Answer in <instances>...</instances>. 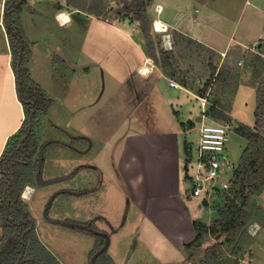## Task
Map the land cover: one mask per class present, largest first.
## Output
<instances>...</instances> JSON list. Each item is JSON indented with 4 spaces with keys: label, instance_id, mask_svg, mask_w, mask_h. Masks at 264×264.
<instances>
[{
    "label": "crops",
    "instance_id": "crops-1",
    "mask_svg": "<svg viewBox=\"0 0 264 264\" xmlns=\"http://www.w3.org/2000/svg\"><path fill=\"white\" fill-rule=\"evenodd\" d=\"M185 1L189 2L191 0ZM159 4L163 7L161 19L168 26L167 31L163 32L168 34L167 36H169L171 41V35L176 33L177 36H180L189 43L204 45L212 49L215 56L218 55L220 57L218 64L221 60V52H227L226 58L223 59V65H218L214 60L215 66H212L214 64L212 63L213 58L210 63L212 66L211 73L215 70L217 74L223 66V77L225 78L223 83L225 84L226 90L228 91L229 88L230 92L234 88L231 109L227 110L222 104L223 102L221 100L218 101V99L208 103L211 93L210 86L207 87V85L203 86L200 84L199 88H196V83L185 81L178 76L181 73L182 67L174 58L177 56H175V52L178 45L175 41H172L173 48L163 46L161 49L163 50V56L158 57L154 51L155 44L150 42L151 47H148L141 34L135 33L133 29L128 30L129 33L124 34L122 32V26L118 24L122 29L117 30L119 34H114L109 37L104 36V39L113 40L115 42L114 50L118 51L117 48H119L121 51L123 47V34L125 35L126 46L140 54L137 62H134L133 69L130 70L128 66H117L119 67V75H114L117 69H106L98 66L92 57L93 54L91 53L92 55L89 56L83 48H80L78 55H74L71 51H68V46H58L56 49L59 52L64 53L68 51L67 57H65L73 66V72L75 71L74 80H70L71 98L69 100V110L71 109L72 111L69 113L72 115L73 120L71 125H67L68 136L70 138L72 136V140L69 143L73 145L76 142L79 143L80 140L81 142H86L87 137L100 139L102 147L99 151V158L103 160V163L92 166V152L85 157L84 150L81 149L82 152H80L77 146L75 149V147H70L68 145L69 143H66L69 158L67 160L68 163H65L67 161L64 162L57 157V154L62 151H56L57 156L55 155L56 159L52 161L51 176H49L48 171L50 169H46V163L43 170L44 178L51 180V184L46 186L33 183L26 185L24 189L25 194L22 195V199L29 205L30 210H32V200L38 190L47 192L54 191L57 195L67 194L68 196H74V199L75 196L81 194L83 200L89 199L91 201V193L95 189L90 186V177L92 176L90 169L93 168L100 175L101 183L105 187L104 192H107L108 185H111V189L127 196L125 198L129 200L130 207L132 206L134 217L141 218L142 223L147 224L146 228L152 232L157 231L165 242L170 243L172 247L174 246L180 252H186L185 257L188 255L190 258L192 252L187 249L186 244L194 240L199 232L195 223L200 222L205 225H211L218 217L217 208L210 206L204 195L197 196L192 193V183L189 177L190 172H188V163L190 162L191 150L193 148L192 141L188 138L190 131H192L191 128L194 125L192 120L194 118L202 123L204 118L214 120L206 114V111L210 106L218 104L223 106L224 111L229 114L235 124L242 122L236 116V110L233 104L236 103L241 93L248 97L249 91L246 86L253 88L256 85L257 90L258 83L264 77V72L261 76H256L253 65L248 64L252 62L250 60H253L255 53L244 50L243 48L248 43L259 41L260 38H263L264 17H250L241 32L239 30V19H236L232 23V30L224 35L223 41L218 37H208V39H205L202 30L210 27L207 25L206 17H203L200 23H198L197 19L191 18L195 13H199L197 8L191 13H188L187 11H182L181 7H177L175 10L177 15L174 17L170 15L163 16L167 7L162 3ZM182 4L184 5V3ZM250 6L249 0H245L242 12ZM253 9L258 10V7H254ZM61 11L67 10L59 9V11H54V17L59 23L58 25L60 27L70 25L74 21V18L71 15L69 22L62 23L63 21H60L57 17ZM261 11L264 14V9H261ZM3 13L4 10L1 8L0 40L2 46L4 48L6 47V51L0 52L4 54L0 55V58L2 57L6 60L4 64L8 68V73L5 75L0 74V101L3 104V98L5 97L4 87L9 82H11L12 87L8 91L12 89L13 97L11 101H7V106L10 105L7 108L1 107L0 104V156L9 138L19 130L24 119V112L22 114L23 105L18 98L15 75L13 68L10 66L12 55L3 21ZM253 15L255 17L257 16L255 12H253ZM27 35L34 45L32 47L33 53L28 63L31 76L46 91L44 84L46 81L39 77L40 74H44L45 70L42 69V72H38L32 60L34 51L38 47L36 43L41 40L33 39L29 32H27ZM217 42H221V44ZM38 43L40 45V42ZM259 48L264 50V42L259 45ZM52 52L47 48L44 59H51L53 56ZM54 55L57 58L59 56L55 52ZM150 59L151 62L148 63L147 61ZM239 60L243 61L242 65L238 64ZM146 65L149 67L148 72L144 71V66ZM99 69L101 71L100 78L96 80L95 75ZM122 76L124 79H122ZM91 78L92 82L90 84L78 83ZM93 80L96 81L93 82ZM171 80L176 81L177 86H172L170 84ZM79 87L86 88V93L76 98L74 91L76 89L78 91L83 89ZM194 89H197L198 92H194ZM89 91L90 97L88 98V102H86L83 98L88 95ZM181 91L195 96L200 100L202 107L201 114H198L195 110L192 100L183 96ZM204 97L207 98L205 102L201 99ZM82 99L83 101L81 102ZM75 103L79 106L78 108L75 107ZM53 104H55L54 98H52V104L48 112L41 116L43 119L40 117V120L42 119L43 122V129L40 133V137L42 138L41 143H46L50 147L53 140L49 139L48 130L51 129L53 131V126L60 129L58 120L51 119L49 121L50 117H48V114L52 116L53 111H55L52 107ZM12 105L16 108V111L17 105L19 106L21 116L19 118L16 117L12 127H8L10 126L11 120H13ZM160 108L165 115L160 113ZM167 117L169 119H166ZM6 118H8V121L4 122ZM187 119L190 122L188 125V122L186 123ZM165 120L170 121L168 125H166ZM92 125L99 129L96 135L97 137L90 136L89 134L92 130ZM82 135H87V137ZM87 142L85 144H88ZM105 147H109V149L106 150ZM70 148H73L75 151V156L72 155L74 152ZM102 153L105 154V158ZM65 182L70 184L68 189H60L59 187L65 184ZM88 183L89 185H87ZM83 187L85 188L83 189ZM103 198L105 199L104 195ZM75 200L77 201L74 203L77 205L80 200ZM81 202L83 203V201ZM210 209L215 210V218L213 213L206 212ZM206 216H208V221L204 219ZM141 227V232L146 236V233L149 232L143 229V226ZM36 230L40 240L46 247L51 250L61 263L66 264L58 252L52 251L53 248L51 245L43 239L37 225ZM135 231L137 232V230ZM208 234L217 235L205 232L200 240L201 245L207 239L206 235ZM146 240L149 241L148 238ZM214 243H211V245H217ZM211 245L202 246L204 256L200 258L203 255L202 251H200L198 252V258L204 260L206 250ZM113 250L114 245L111 236L109 253L116 264H120L116 260Z\"/></svg>",
    "mask_w": 264,
    "mask_h": 264
},
{
    "label": "rangeland",
    "instance_id": "rangeland-1",
    "mask_svg": "<svg viewBox=\"0 0 264 264\" xmlns=\"http://www.w3.org/2000/svg\"><path fill=\"white\" fill-rule=\"evenodd\" d=\"M70 1H76L78 6H81L82 4L85 8L99 2V0ZM68 2V0H28L24 6V11L22 12L23 15L21 14L22 18L25 19V21L22 19L25 30L29 32L33 39L41 40L36 43L38 47L34 51L32 59L34 61L33 65L37 67L38 72H42V69L45 70L44 74H40L39 77L46 81L44 83L46 92L50 97L54 98L55 102L52 106L55 111H53L52 116L48 114V117H50L49 121L51 119H56L60 126V129L53 126V131H51V129L48 130L49 139L53 140L51 147L46 145L47 147L45 148V163L46 169H50L48 170L49 176H51L52 161L56 159L57 155V157L64 162L69 159L66 143H69L72 140V136L71 138L68 136L67 125H71L73 120L72 115L69 113L72 111L71 109L69 110V100L71 98L70 80H74L75 77L73 66L63 58L59 56L57 58L56 55H54L53 47L57 48L62 45L65 47L68 46V51H71L74 55H78L80 53V48H83L89 56L93 54L92 57L98 66L106 69H117L114 72V75H119V67L117 66H128L130 67V70L133 69L134 62H137L140 54L134 52V50L132 51L126 46L125 35L122 34L123 47L121 51L117 47L118 51H115V42L110 39H104V36L109 37L114 34H119V31L117 30L121 29L118 25L120 24L123 29L121 30L124 34L129 33L128 30L133 29L135 33L143 36L148 47H151L150 42L155 44L156 47L154 51L156 55L162 57L163 50L161 49L163 46L165 47L164 39L168 34H166V32L155 30L154 21L156 19H161L163 12V7L159 3H162L167 7L163 16L170 15L174 17L177 15V13H175L177 7H181L182 11H187L188 13H191L197 8L199 13H195L191 18L197 19L198 23H200V20L203 17H206L207 25L210 27L202 30L205 39H208V37H218L223 41L224 35L232 30V23H234L236 19H239V30L241 32L243 26L248 23L250 17H264V14H262L263 11H261V9H264V0H249L251 6L246 8L243 12L242 9L245 0H191L189 2H186L185 0H151L147 7V20H141L139 16L127 12L124 3L118 0L105 1L108 4L107 6L109 10L107 14L100 17L78 9L75 5L69 4L70 2ZM182 3H184V5ZM4 4L5 0H0V11L1 8L4 10ZM159 6L162 7V12L161 10L158 11ZM254 7H258V10L253 9ZM59 9H65L67 10L66 12L69 11L71 13L68 12L70 16L72 15L74 21L70 25L65 27H60L58 25L59 23L54 17V11H59ZM253 12L257 14L256 17L253 15ZM145 35L147 36L145 37ZM171 39L173 42L175 41L178 43L175 52V56H177L174 57L182 67L181 73H179L178 76L185 81L196 83V88H199L200 84L203 86L207 85V87L210 86L211 93L209 95L208 103L218 99V101L221 100L223 102L222 104L227 110H230L234 88L230 90V92L228 88L227 91L225 84L223 83L225 81L223 75L216 78L215 70H213L214 74L213 72L211 73V67L215 66V61L218 64L220 57L218 55L215 56L212 49L204 45H197L196 43L192 44V42L189 43L188 41L183 40L180 36H177L176 33L171 35ZM260 41L261 43L264 42L261 38ZM38 42H40V45ZM217 43L221 44V42ZM47 48L53 51L51 59H44ZM245 48L246 47L243 49L250 51ZM4 51H6V47L4 48L2 46L0 40V52ZM68 51L64 53L62 52L63 55L67 57ZM260 52L263 53L261 56H264V50H261ZM0 55L4 54L0 53ZM211 59L213 60L212 63H214L212 66L210 63ZM223 59L224 57L221 55V60L219 62L220 65H223ZM5 61L4 58H0V74L2 73L3 75L8 73V68L6 64H4ZM10 66L12 68L11 63ZM100 73L101 71L99 69L95 75L96 80L100 78ZM122 79H124L123 76ZM96 80H93V82ZM261 81H263L264 88V77ZM91 82L92 78L78 83L90 84ZM259 86L260 84L258 83L257 90L256 85L253 86V88L246 86L249 91L248 97L241 93L240 96H238L236 103L233 104L236 110V112L234 111L236 116L243 123L251 127L256 126L257 118L255 113L259 104ZM11 87V82L5 85V97L3 98V104L0 101L1 107L7 108L10 106H7V101H11L13 97L12 89L8 91ZM193 91L198 92L197 89H194ZM74 92V96L78 98L79 95H84L86 93V88L80 89V91L76 89ZM89 93L90 91L88 92V95L83 98L86 102H88V98L90 97ZM262 93L264 94V89H262ZM181 94L186 98L191 99L195 110L198 114H201L202 107L200 100L195 96L186 94L184 91H181ZM75 107H79L77 103H75ZM11 108L13 110V120H11L10 126L8 127H12L16 117L19 118L21 116L18 105L17 111L13 105ZM23 110L24 109L22 108V114L24 112ZM160 113L164 114L161 111V108ZM262 118L264 125V117ZM42 119L38 126L40 142H42V138L40 137V133L43 129ZM166 119L169 118L167 117ZM7 121L8 118L4 120V122ZM192 121L194 125L191 128L192 131H190L188 138L192 141L193 148L191 154L193 158H195L202 122H199L194 118ZM215 121L222 122L221 120ZM169 122L170 121L165 120L166 125H168ZM203 122L214 123V120L204 118ZM186 123L187 125L190 123L188 119L186 120ZM91 129L92 130L89 133L90 136L97 137L96 135L99 132V129L94 126L91 127ZM82 136L87 137V135ZM86 139L88 144H85L86 142H81L80 140L79 143L76 142V144L73 145H70L69 143L68 145L70 147H75V149L77 146L80 152L84 150L85 157L92 152V166H97L98 164L103 163V160H100L99 158V151L102 147L100 139H94L93 137H87ZM246 144L247 140L244 137L238 134L235 130L231 132V139L227 146V153L232 163L237 164L240 161ZM105 148L106 150L109 149V147ZM70 149L73 150V148ZM56 151L62 152L56 155ZM73 152L74 154L72 155L75 156V151L73 150ZM102 155L105 158V154L102 153ZM65 163H68V161ZM188 167V172L192 173L194 171V165L189 162ZM231 170L232 169H228V172L222 173L221 177L223 176V179H227L231 174ZM90 172L92 174L90 177V186L95 188L94 192L91 193V201L89 199L83 200L80 194L79 196H75V199L80 200L79 203L75 205L74 202L77 200L74 199V196H68L67 194L57 195L54 191L47 192L44 190H38L36 196L32 200L31 213L36 218L41 236L51 245L53 248L52 251L58 252L66 264H89V254L94 246L95 238L89 234L78 232L62 224H58L52 221L54 219H71L83 222L92 221L96 223L101 230L108 231L113 238V254L120 264H204L203 259H200L204 256L202 246L205 247L208 244L211 245L213 242H215L214 244L219 245V248L223 252V257L218 264H264V191L261 195L254 196L253 198L254 215L253 220L247 229L251 238L242 249L235 252L233 246L224 243V235L208 234L206 235L207 239L201 245L199 250V252L202 251L203 255L200 258H198L199 254L195 257L190 256L189 258L188 255L185 257L186 252H180L174 246L172 247L170 243L165 242L157 231L152 232L150 229L146 228L147 224L142 223L141 218L137 216L134 217L132 206L130 207L129 200L125 198L127 196L111 189V185H108L107 192H104L105 187L101 183L99 173L93 168L90 169ZM87 185H89V183ZM68 186H70V184L65 182V184H62L59 188L66 190L68 189ZM84 188L85 187H83V189ZM223 194L218 191L214 193L209 199H207L209 205L217 208L223 204L224 199L220 196ZM103 195L105 196V199L103 198ZM81 201H83V203ZM206 212H211L213 213L214 218L216 217L215 210L210 209ZM204 219L208 221V216ZM255 223L259 225V231L255 235H252L251 227ZM141 226L149 232L146 233V236L141 232ZM135 230H137V232ZM146 237L149 241L146 240ZM187 249L190 250V248Z\"/></svg>",
    "mask_w": 264,
    "mask_h": 264
},
{
    "label": "trees",
    "instance_id": "trees-1",
    "mask_svg": "<svg viewBox=\"0 0 264 264\" xmlns=\"http://www.w3.org/2000/svg\"><path fill=\"white\" fill-rule=\"evenodd\" d=\"M28 0H5L3 21L12 55V68L15 75L16 91L24 109V119L19 130L13 134L0 156V264H62L59 259L40 240L36 230V218L29 205L22 199L28 184L46 186L51 180L43 176L45 165V143L40 142L38 126L40 117L47 113L52 98L31 76L29 60L33 53V43L25 30L22 11ZM76 8L97 17L107 14L109 8L105 1L99 0L87 8L78 6L76 1L68 0ZM125 10L147 20V7L151 0H118ZM252 62L255 75L264 72V56L255 54ZM223 66L216 78L223 75ZM214 73V71H213ZM259 86V104L256 108V126L251 127L238 122L235 131L247 140L240 161L229 176L230 187L220 193L224 203L217 207L218 217L205 225L196 222L199 230L195 239L186 244L191 256H197L200 240L205 232L224 235V243L242 249L251 236L248 226L253 220V198L264 191V94L263 81ZM214 120L231 121L223 106L214 104L206 111ZM206 198V197H205ZM207 199V198H206ZM218 205V204H216ZM49 218V217H48ZM51 219V218H50ZM72 230L89 234L95 243L89 254V264H116L109 253L111 236L92 221L52 220ZM223 257L219 245L209 246L204 264H218Z\"/></svg>",
    "mask_w": 264,
    "mask_h": 264
},
{
    "label": "built area",
    "instance_id": "built-area-1",
    "mask_svg": "<svg viewBox=\"0 0 264 264\" xmlns=\"http://www.w3.org/2000/svg\"><path fill=\"white\" fill-rule=\"evenodd\" d=\"M262 39L264 40V36ZM164 40L166 48H173L169 36L166 35ZM260 44L261 41L259 40L245 45V47L255 54L263 55L260 52ZM221 55L225 58L227 52H221ZM238 64L242 65L243 61L239 60ZM170 84L177 86V83L173 80H171ZM201 99L205 102L207 98L204 97ZM235 128L236 124L232 120L222 122L214 121V123L203 122L201 124L196 157L193 158L191 154L190 159V162L194 165V171L189 173L192 183V193L194 195H204L209 199L217 191L224 192L229 189V177L223 179L221 175L224 172H228V169H232L230 172L232 173L236 167V164L232 163L227 153L231 132ZM24 194L23 191L22 195ZM258 231L259 225L255 223L251 227V233L255 235Z\"/></svg>",
    "mask_w": 264,
    "mask_h": 264
},
{
    "label": "bare ground",
    "instance_id": "bare-ground-1",
    "mask_svg": "<svg viewBox=\"0 0 264 264\" xmlns=\"http://www.w3.org/2000/svg\"><path fill=\"white\" fill-rule=\"evenodd\" d=\"M159 10H161V12H162L161 6H159ZM161 12H159V13H161ZM57 17L60 21H63L62 23L69 22L71 20L70 14L66 11L59 13ZM154 26H155V30L160 31V32L167 31V29H168L167 24H165L161 19H156L154 21ZM147 62L150 63L151 59L148 60ZM144 71H146V72L149 71V67L147 65L144 66Z\"/></svg>",
    "mask_w": 264,
    "mask_h": 264
},
{
    "label": "water",
    "instance_id": "water-1",
    "mask_svg": "<svg viewBox=\"0 0 264 264\" xmlns=\"http://www.w3.org/2000/svg\"><path fill=\"white\" fill-rule=\"evenodd\" d=\"M54 52L57 53L61 58L69 62V60L61 52H59L56 48H54Z\"/></svg>",
    "mask_w": 264,
    "mask_h": 264
}]
</instances>
